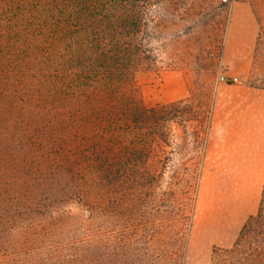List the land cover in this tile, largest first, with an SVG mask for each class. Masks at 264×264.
<instances>
[{"label": "rangeland", "instance_id": "374dc122", "mask_svg": "<svg viewBox=\"0 0 264 264\" xmlns=\"http://www.w3.org/2000/svg\"><path fill=\"white\" fill-rule=\"evenodd\" d=\"M139 1L144 53L110 92L72 60L111 0H0V264H264L235 249L264 178L206 168L218 91L264 88V0Z\"/></svg>", "mask_w": 264, "mask_h": 264}, {"label": "trees", "instance_id": "16d2710c", "mask_svg": "<svg viewBox=\"0 0 264 264\" xmlns=\"http://www.w3.org/2000/svg\"><path fill=\"white\" fill-rule=\"evenodd\" d=\"M111 2L112 4L108 5L110 9L105 10L104 5L102 8H96L100 9L101 14H96L98 12L95 9L89 8V13L93 17L92 23L97 28L92 30L91 37L87 36L80 44L74 56L75 60L72 61H76L78 66L77 78L81 86L88 85L114 92L117 85L128 79L136 58L144 53L140 38L143 34L142 23L145 18H142L140 9L141 5L147 2L139 1L138 4L136 0H111ZM98 15L100 17H97ZM128 39L130 42L127 41ZM154 112V108L142 107L124 111L130 124L142 128L149 127L148 129H152L153 133ZM117 161H119L117 158L109 159L105 166L111 177L115 176ZM235 249L258 256L264 255V184L259 209L244 224Z\"/></svg>", "mask_w": 264, "mask_h": 264}, {"label": "crops", "instance_id": "0c3cea01", "mask_svg": "<svg viewBox=\"0 0 264 264\" xmlns=\"http://www.w3.org/2000/svg\"><path fill=\"white\" fill-rule=\"evenodd\" d=\"M248 51L245 45L239 46L237 56L245 58ZM221 151L237 153L238 167L246 170L255 185L264 178V88L240 84L218 91L206 156L208 170Z\"/></svg>", "mask_w": 264, "mask_h": 264}]
</instances>
